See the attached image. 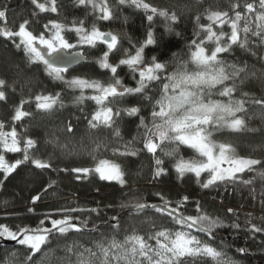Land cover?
Returning <instances> with one entry per match:
<instances>
[{"label": "snow or ice", "instance_id": "1", "mask_svg": "<svg viewBox=\"0 0 264 264\" xmlns=\"http://www.w3.org/2000/svg\"><path fill=\"white\" fill-rule=\"evenodd\" d=\"M30 2L33 5L32 18L38 19L41 13H59L58 0ZM75 2L98 13V20L109 21L114 18L109 0ZM118 3L142 9L149 22L154 16L164 17L172 23L178 19L175 13L169 15L168 11L152 6L145 0H118ZM202 17L208 21L207 24L202 23ZM7 20L8 6L5 5L0 8V38L11 41L18 51H22L27 63L43 65L51 79L62 81L73 91L79 90L80 94L73 98L74 103L82 104L85 100L94 102L95 110L86 117L89 132L108 129L116 140L111 144L98 138L93 140L94 147L87 154L96 162L94 167H72L70 170L54 168L53 157L49 155L42 158L37 155L38 142L23 131H17L18 123L23 128L22 122L34 115L25 109V105L32 104V99L21 98L19 104L13 107L9 130H5L6 123L0 121V174L4 179L21 165L31 164L41 172L71 171L77 174L76 179L95 173L99 175L100 180L116 181L123 187L125 173L121 164L100 158L103 151L111 148L114 157L136 156L140 152L150 154L156 166L153 173V179H156L166 171L161 166L163 160L158 156V150L165 156H175L183 145L192 149L196 155L187 160L180 157L174 165L175 171L180 178L188 173L193 174L203 189L219 187L221 184L252 185L255 177L245 178V175L251 172H255L264 180V160L240 156L232 143L214 138L216 133L225 131H255L247 128L243 115L248 111L249 103L259 106L264 114V97L247 99V92L242 93V98L234 95L238 89L236 81L244 84L249 74L245 67H238L236 63H229L224 58L225 54L233 51L234 46L248 50L250 43L264 44V0H244L243 4L236 0L230 3L229 10L209 8L198 14L195 17L198 31L194 32L195 38L189 44V58L171 73L167 72V65L159 62L155 56L150 62L145 60V48L156 43L151 30L139 47L133 45L134 54L125 50L118 62H111L110 56L120 51L118 35L100 30L95 23L89 28L83 20H73L72 24L68 25L49 19L40 31L34 34L31 30V19L25 18L14 27H9ZM225 26L230 31L226 30ZM166 30H173L171 24L166 26ZM70 33H75V36L70 37ZM253 37L255 41L252 40ZM100 46H104L105 50L96 63L99 68L111 74L107 83L99 79L81 76H72L69 79L65 76L71 65L81 64L87 59L85 50ZM121 66H126L133 75L135 86L128 87L122 82ZM155 82H159L158 98L145 95L150 87L156 86ZM9 88H13V85L5 79H0V102H7ZM85 90H91V94L85 95ZM129 96L136 97L137 100H149L151 104V119L140 116L137 125L142 148L135 146L138 137L122 142L117 124V118H122V112L129 117H135L141 109L135 106L123 109L112 107L117 98L123 100ZM34 100L36 110L44 115H52L64 106L59 92L49 95L37 94ZM61 130L72 133L73 126L69 123ZM46 143L63 149L54 134ZM6 153H21L22 158L9 162L5 158ZM55 183L56 181L52 180L45 191ZM40 199V196H33L31 203L35 205ZM160 199L163 204L159 206L134 199L122 203L120 207L130 209L129 214L136 216H146L150 209L161 217L170 218L169 225L156 227L155 218L146 216L143 222L152 224L154 229L147 237L134 230L120 240L117 238L120 220L113 215L108 221V227L113 230L111 238L96 240V250L78 245L75 241L71 244L60 243L72 233L86 235L99 231L97 225L93 224L92 228H87V221H80L78 217L71 215L83 211L95 212L96 209L61 207L55 213L45 214L35 227L17 225L13 229L0 223V239L15 242V245L20 246L11 253L19 264H37V254L42 252L45 257L50 256L51 250L44 252V248L53 241L65 252L76 255L75 264H186L187 258H198L203 264H238L225 251L213 246L217 239L216 230L224 226L221 218L208 214L199 202L196 203L195 214L186 212L188 196H183L175 203L162 195ZM261 203L264 206V200ZM28 211L33 212L34 209L29 208ZM227 211L229 214H235L234 209L229 208ZM232 227L238 229L239 225L233 224ZM245 230L254 237L256 234H264V225H257L249 220ZM237 251L241 254L247 252L245 248H239ZM20 253L23 254V259H20ZM8 264H12V261Z\"/></svg>", "mask_w": 264, "mask_h": 264}, {"label": "trees", "instance_id": "2", "mask_svg": "<svg viewBox=\"0 0 264 264\" xmlns=\"http://www.w3.org/2000/svg\"><path fill=\"white\" fill-rule=\"evenodd\" d=\"M145 2L168 11L169 15L175 13L178 17L177 21L172 23L166 21L164 17L154 16L149 22L142 9L120 5L118 0H109L114 12V18L109 21L96 19L98 13H94L90 7L85 8L76 4L75 0H58V14L41 13L38 19L31 16L33 5L30 0H0V8L8 6L7 23L9 27L18 25L25 18L31 19V30L34 34L38 33L49 19L68 25H71L73 20H83L85 26L89 28L95 23L100 30L118 35L120 51L110 56L111 62H118L125 50L134 54L133 45L139 47L146 39L148 31L151 30L156 43L145 48V60L150 62L155 56L159 62L167 65V72L171 73L189 58V44L195 38L194 32L198 31L195 17L209 8L229 10L230 3L236 0H145ZM239 2L243 4L244 0H239ZM202 23L207 24L208 21L202 17ZM168 24L172 26L171 32L166 30ZM225 28L230 31L227 26ZM69 36L74 37L75 33H70ZM252 40L255 41V38L253 37ZM103 50H105L104 46L85 50L87 57L85 62L69 70L65 76L69 79L72 76H81L107 83L111 74L99 68L96 63ZM261 57H264V44L258 43H250L248 50L234 46L233 51L225 54L224 58L229 63L245 67L249 74L244 84L241 85L239 80L236 81L238 89L234 95L237 98H242L244 92L249 93L247 99L264 97V59ZM120 78L128 87L136 84V80L133 79V75L126 66H121ZM0 79H5L13 85V88L8 89L7 102H0V121L6 123L5 130H9L11 126L13 107L19 104L21 98H31L32 104L25 105V109L34 115L22 122L23 128L18 123L17 131H23L25 135L36 140L38 142L37 155L42 158L51 155L54 168L70 170L72 167H94L96 162L87 154L94 147L93 140L98 138L109 144L116 140L111 130L108 129L89 132L86 117H89L95 110L94 102L85 100L82 104L74 103L73 98L80 94L79 90L73 91L67 88L62 81L48 77L43 65L27 63L24 53L18 51L11 41H5L3 38H0ZM155 84L156 86L150 87L145 95L158 98L159 82ZM56 92L62 96L63 108H58L52 115L39 113L35 108V95H49ZM90 94L91 90H85V95ZM214 98L220 99L219 97ZM133 106L141 109L138 116L129 117L122 112V118H117L122 142L132 141L133 137H138L137 125L140 116L151 119L149 100H137L136 97L129 96L123 100L117 98L112 105L114 109ZM247 108L248 111L243 114L247 128L255 129V131L241 133L225 131L216 133L214 138L232 143L240 156L264 160V114L261 113L259 106L251 103L247 105ZM69 123L73 126V132L62 131L61 129ZM53 134L58 144L63 145V149L46 143V140ZM135 146L142 148L139 137ZM157 154L163 160L161 166L166 171L165 174L153 179L156 166L150 154L140 152L136 156L114 157L111 148L103 151L100 158L114 160L121 164L125 173L123 187L117 182L102 181L95 173L82 179H76L77 174L71 171L41 172L34 169L31 164L21 165L7 179L0 174V181H3L0 183V223L7 224L13 229L17 225L35 227L45 214L55 213L61 207L96 209L95 212L83 211L71 215L78 217L80 221H87V228H92L93 224L97 225L99 231L86 235L72 233L66 240L60 242L71 244L75 241L78 245L96 250L94 248L96 240L111 238L113 230L108 227V221L113 215L120 220V229L117 233V238L120 240H123L125 234H130L134 230L147 237L154 229L152 224L143 222L146 216L155 218L156 227L167 226L170 223V218L161 217L153 211H147L146 216L144 214L130 215V209L120 207L122 203L140 199L145 203L159 206L163 204L160 199L161 195L173 203L183 196H188L189 200L185 205L186 212L195 214L196 203L199 202L204 211L223 220L224 226L216 230L217 239L214 247L225 251L238 264H264V234H256L253 237L245 230L249 220L251 223L264 225V206L261 203L264 200V180H261L255 172H251L247 173L245 178L255 177L252 185L221 184L219 187L203 189L193 174L188 173L180 178L175 171L174 165L180 157L187 160L196 155L192 149L181 145L178 155L165 156L159 150ZM5 158L9 162H14L22 158V154L6 153ZM257 168L259 169L260 166ZM52 180L56 183L45 191ZM33 196L41 197L35 205L31 203ZM29 208H33L34 211L29 212ZM229 208L234 209L235 214H229L227 211ZM233 224H238L239 228L234 229ZM85 231L87 232V229ZM19 247L18 245H0V264H8L9 261H12V264H19V261L11 256V253ZM239 248H245L246 254L239 253L237 251ZM49 250H51V255L48 257H45L43 252L37 254V264H75L76 255L65 252L62 247L57 246L56 241L44 248V252H49ZM20 259H23L22 253H20ZM186 264H203V261L198 258H187Z\"/></svg>", "mask_w": 264, "mask_h": 264}, {"label": "water", "instance_id": "3", "mask_svg": "<svg viewBox=\"0 0 264 264\" xmlns=\"http://www.w3.org/2000/svg\"><path fill=\"white\" fill-rule=\"evenodd\" d=\"M84 62H85V61H84ZM84 62H83V63H84ZM81 64H82V63H81ZM81 64H73V65L70 66L69 70H72V69L78 67V66L81 65ZM148 211H152V210L149 209ZM0 245H2V246H14V245H15V242L5 241V240H3V239H0Z\"/></svg>", "mask_w": 264, "mask_h": 264}, {"label": "rangeland", "instance_id": "4", "mask_svg": "<svg viewBox=\"0 0 264 264\" xmlns=\"http://www.w3.org/2000/svg\"><path fill=\"white\" fill-rule=\"evenodd\" d=\"M98 175V174H97ZM206 175V174H205ZM98 177H99V175H98ZM113 182H116V181H113ZM152 243L154 244L155 242L154 241H152ZM190 259H194V258H190Z\"/></svg>", "mask_w": 264, "mask_h": 264}]
</instances>
